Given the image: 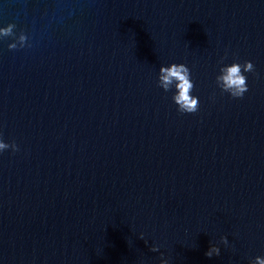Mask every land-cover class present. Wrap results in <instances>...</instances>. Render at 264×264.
I'll list each match as a JSON object with an SVG mask.
<instances>
[{"label":"water","instance_id":"95a60500","mask_svg":"<svg viewBox=\"0 0 264 264\" xmlns=\"http://www.w3.org/2000/svg\"><path fill=\"white\" fill-rule=\"evenodd\" d=\"M8 24L31 47L0 38V264L264 258V0H0ZM174 63L195 113L157 86Z\"/></svg>","mask_w":264,"mask_h":264},{"label":"clouds","instance_id":"9594fccd","mask_svg":"<svg viewBox=\"0 0 264 264\" xmlns=\"http://www.w3.org/2000/svg\"><path fill=\"white\" fill-rule=\"evenodd\" d=\"M15 24H8L6 27L0 28V38H9L13 42L8 44V49L20 50L25 47H31L27 44L28 37L21 32L17 35L14 31ZM224 58H221V63ZM220 74L216 76V86L222 93H227L233 99L242 98L244 93L248 91L247 77L244 73L254 72V65L250 61L241 63H232L230 66H224L219 69ZM157 86L164 92L174 88V95L172 101L177 107V111L181 114H192L199 109V98L191 95L194 84L191 79L190 69L184 64H171L170 66L159 68L157 77ZM11 150L13 153L19 151L18 146L13 141L11 143H5L0 140V153ZM143 240V236L139 237ZM220 244L228 245L226 237L221 236L219 240ZM158 245L150 247L149 251L158 252ZM220 255V249L217 246H210L205 252L207 258ZM160 264H168V260L164 258L163 254L160 257ZM250 264H264V258L256 257L250 261Z\"/></svg>","mask_w":264,"mask_h":264}]
</instances>
